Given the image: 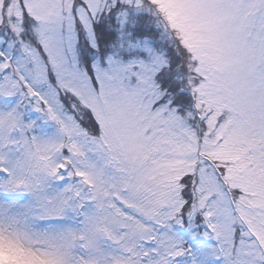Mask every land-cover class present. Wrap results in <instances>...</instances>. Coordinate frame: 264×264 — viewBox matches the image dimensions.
I'll use <instances>...</instances> for the list:
<instances>
[{
    "label": "snow or ice",
    "instance_id": "6c2138e0",
    "mask_svg": "<svg viewBox=\"0 0 264 264\" xmlns=\"http://www.w3.org/2000/svg\"><path fill=\"white\" fill-rule=\"evenodd\" d=\"M0 264H264V0H0Z\"/></svg>",
    "mask_w": 264,
    "mask_h": 264
}]
</instances>
